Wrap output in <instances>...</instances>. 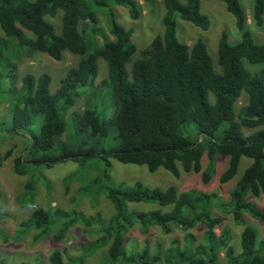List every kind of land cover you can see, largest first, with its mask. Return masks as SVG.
I'll use <instances>...</instances> for the list:
<instances>
[{"label":"trees","instance_id":"16d2710c","mask_svg":"<svg viewBox=\"0 0 264 264\" xmlns=\"http://www.w3.org/2000/svg\"><path fill=\"white\" fill-rule=\"evenodd\" d=\"M110 1L126 6L133 18L139 14L135 0ZM224 1L236 20L240 37L235 43H230L225 33L219 38L220 70L214 68L202 40L188 45L177 38L176 15L201 28L209 25L207 16L201 12V0H162L165 7L163 34L140 51L128 70L126 63L136 51L131 40L132 30L113 18L109 29L113 38H105L101 45L96 44L88 51L90 45L79 31L83 23L88 24L91 34L96 30V16L88 0H0V31L15 39L18 45L45 53L54 60H60L64 51L80 57L75 66L67 69L53 92L49 88L50 75L43 73L37 77L24 75L20 87L11 93L8 131L28 132L30 137L26 152L13 160V170L25 174L31 170V165L50 167L66 159H79L82 146L70 147L61 140L66 127L63 114L74 104L78 87L91 91V98L96 95L99 57L107 65V75L101 84L113 97L115 112L106 119L95 108L74 112V126L76 132L84 131L88 137L100 139H106L109 126H113L120 142L104 150L102 158L107 168L90 181L94 185L107 182L102 191L113 206L107 222L101 218L91 220L76 209L67 211L56 207L50 211L38 207L28 218L27 228L47 234L56 227L53 239L60 241L78 223L96 225L97 229H88L99 236L89 243L87 252L107 245L96 264H161L158 252L150 254L148 246L138 252L127 250L124 236L135 223L143 232L158 225L165 233L175 225L187 230L202 224L205 230L201 242L194 245L189 234L187 246L180 250L178 239H173L164 254L163 264H217L221 252L230 264H264V235L260 238L253 227L244 226L241 230L238 254L230 244L228 228L216 233L222 221L214 214L219 204L238 223L243 221V212L264 222V212L246 199L248 193L264 195V68L250 71L243 65V60L251 64L264 63V38L261 43L255 42L239 0ZM100 3L105 4V1ZM58 10L62 11L60 33L47 19ZM250 15L255 25H263L264 0H253ZM243 92L247 95V104L237 110L236 104ZM210 94L213 102L209 100ZM191 123L196 131L192 137L181 130ZM221 127L222 133L217 137L216 132ZM204 155L207 163L203 168ZM219 155L229 158L219 178L221 183L235 175L241 157L252 160L230 191L226 204L216 203L215 194L197 190L178 192L175 187L162 190L141 182L133 187L116 185L108 173L109 158L143 164L150 171L163 167L174 175H178L179 162L185 172L200 173L206 183L214 173L215 159ZM88 189L92 190L93 185ZM130 202H155L170 209L141 211L130 209ZM64 256L62 251L53 250L48 255L49 264H86L85 255L66 259ZM0 264L7 263L1 260Z\"/></svg>","mask_w":264,"mask_h":264},{"label":"rangeland","instance_id":"374dc122","mask_svg":"<svg viewBox=\"0 0 264 264\" xmlns=\"http://www.w3.org/2000/svg\"><path fill=\"white\" fill-rule=\"evenodd\" d=\"M103 1L105 4L100 3ZM88 2L96 16L94 25L96 30L91 34L87 23L80 24L79 27L83 40L90 45L88 51L90 52L96 44L101 45L105 38H113L109 31L111 18H113L126 29L132 30L131 40L136 46V51L131 60L126 63L128 70L132 61L139 57L140 51L146 48L156 36L163 34L165 7L162 0L152 2L135 0L139 11L136 18L131 17L126 6L115 4L110 0H100V2L88 0ZM239 2L246 15L247 28L255 42L261 43L264 38V23L262 26H257L251 20L253 0H239ZM201 12L209 20L206 28L196 26L176 15L177 38L188 45L196 40H202L214 68L220 70L217 62L218 41L223 33L226 34L230 43L239 40L236 20L227 10L224 0H201ZM61 16L62 11L58 10L55 16L47 18L53 23L57 33L61 32ZM79 58L76 54L64 51L60 60L51 59L45 53L18 45L15 39L0 31V261L3 260L7 264H49L48 255L55 249L62 251L65 259L85 255L86 264H96L106 251L107 245H103L87 252L86 247L99 236L95 232L92 233L97 229L96 225L86 226L78 223L72 226L60 241L53 239L56 227H52L47 234L46 232L41 234L40 230L25 226L32 211L38 207H44L50 211L56 207L67 211L76 209L91 220L101 218L105 222L113 213V206L102 191V187L107 186V182L102 181L101 184L94 185L90 181L101 175L107 168L106 160L102 158L104 150L120 144L115 130L113 126H109L106 139L88 137L84 131L76 132L73 121L74 112L81 113L86 108H95L104 119L110 118L115 112L114 99L101 84V80L107 75V65L101 57L97 59L96 95L91 98V91L85 87H78L74 95V104L63 114L66 127L61 140L70 147L82 146L79 159L77 161L66 159L50 167L31 165V170L25 174L13 170V160L26 152L30 137L28 132L16 134L8 131L11 126L9 107L13 100L11 93L20 87L24 75L32 74L37 77L43 73L50 75L49 88L53 92L58 88L60 79L67 69L75 66ZM243 65L250 71L264 68V63L251 64L246 60H243ZM209 100L213 102L212 94L209 95ZM246 104L247 95L243 92L237 101V110ZM223 127L216 132L217 137L221 135ZM181 130L191 137L196 132L192 123ZM244 132L247 133V130ZM108 160L110 180L116 185L133 187L136 182H141L147 187L162 190L169 187H175L178 192L197 190L215 194V202L221 204H226L230 200V191L252 161L248 157H241L235 175L228 182L221 183L219 178L227 168L229 158L219 155L215 159L214 173L210 181L205 183L200 173L185 172L179 162H177L178 175H174L163 167L150 171L143 164L122 163L113 158ZM206 163L207 159L204 155L203 168ZM27 183L31 186L26 187ZM89 185H93L92 190L88 189ZM246 199L254 202L264 212L263 194L254 196L248 193ZM128 207L141 211L170 209V206H162L155 202H130ZM214 214L222 218L216 233L220 234L222 228H228L231 236L230 244L235 254L241 252L240 232L244 226L253 227L260 238L264 235V222L246 212H243V221L239 223L220 204L215 206ZM204 230L205 227L202 224L187 230L175 225L169 233H165L158 225H152L143 232L141 226L135 223L125 234L124 244L128 251L136 252L148 246L150 254L158 252L163 264L164 254L172 246L173 239H178L181 250L187 246L189 234L193 237L194 245L200 243ZM218 262L217 264H230L224 252H221Z\"/></svg>","mask_w":264,"mask_h":264}]
</instances>
